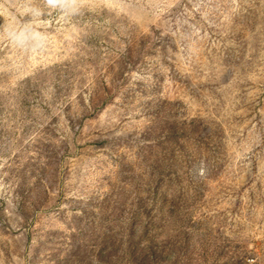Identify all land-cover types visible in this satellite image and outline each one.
Masks as SVG:
<instances>
[{
  "label": "rangeland",
  "instance_id": "rangeland-1",
  "mask_svg": "<svg viewBox=\"0 0 264 264\" xmlns=\"http://www.w3.org/2000/svg\"><path fill=\"white\" fill-rule=\"evenodd\" d=\"M0 264H264V0H0Z\"/></svg>",
  "mask_w": 264,
  "mask_h": 264
}]
</instances>
